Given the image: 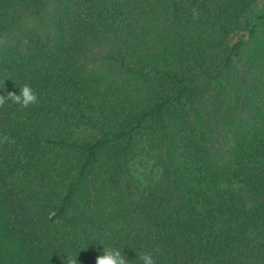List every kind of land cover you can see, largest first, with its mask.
Returning a JSON list of instances; mask_svg holds the SVG:
<instances>
[{"label":"trees","instance_id":"trees-1","mask_svg":"<svg viewBox=\"0 0 264 264\" xmlns=\"http://www.w3.org/2000/svg\"><path fill=\"white\" fill-rule=\"evenodd\" d=\"M258 1L0 0V264H264Z\"/></svg>","mask_w":264,"mask_h":264},{"label":"clouds","instance_id":"clouds-1","mask_svg":"<svg viewBox=\"0 0 264 264\" xmlns=\"http://www.w3.org/2000/svg\"><path fill=\"white\" fill-rule=\"evenodd\" d=\"M5 101L20 105L22 108H28L38 102V97L29 85H24L19 94L10 92L6 97L0 96V107H3ZM4 140L7 142L9 138L4 137ZM139 260L142 261V264H156L154 258L147 253H142ZM67 264H77L76 257L69 256ZM96 264H128V262L121 250L103 247V255L97 257Z\"/></svg>","mask_w":264,"mask_h":264},{"label":"rangeland","instance_id":"rangeland-1","mask_svg":"<svg viewBox=\"0 0 264 264\" xmlns=\"http://www.w3.org/2000/svg\"><path fill=\"white\" fill-rule=\"evenodd\" d=\"M264 13V0H259L253 7L250 8L244 15L241 17V23L252 21L255 17L262 15ZM0 247L11 248L12 241L3 238L0 235Z\"/></svg>","mask_w":264,"mask_h":264}]
</instances>
